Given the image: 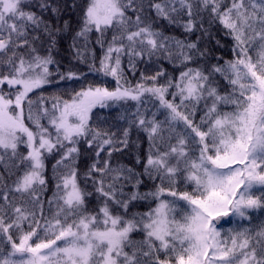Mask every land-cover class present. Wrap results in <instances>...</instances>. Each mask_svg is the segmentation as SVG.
Segmentation results:
<instances>
[{"label":"snow or ice","instance_id":"snow-or-ice-1","mask_svg":"<svg viewBox=\"0 0 264 264\" xmlns=\"http://www.w3.org/2000/svg\"><path fill=\"white\" fill-rule=\"evenodd\" d=\"M255 214L264 0H0V264H264Z\"/></svg>","mask_w":264,"mask_h":264},{"label":"trees","instance_id":"trees-1","mask_svg":"<svg viewBox=\"0 0 264 264\" xmlns=\"http://www.w3.org/2000/svg\"><path fill=\"white\" fill-rule=\"evenodd\" d=\"M69 43H70V41L64 42L63 48L57 57V59L60 61L61 66H62L61 70L66 71L68 68L71 67V68H73V70H80V71H83L85 73H88V66L86 64L79 63L75 59H73L72 54L69 50ZM97 54L99 55V49H97ZM217 54L223 55L225 59H230L231 58L230 47H226L224 49H221L220 52H218ZM124 67L126 69L127 78L130 81H132V83L134 84L139 79V72H137V74L135 76L132 75L130 72H127L126 58H125ZM144 67L145 66L143 64L139 65L140 71H143ZM167 71L169 74H172L173 70H172L171 65H167ZM88 80L90 82H99V81L103 80L106 82V85L109 88L115 87V81L111 77H102L98 74L89 73L88 74ZM76 87H79V85H76ZM51 91H52V89H49V92H51ZM60 91H61V93H63L64 89H61ZM67 91L71 92V88L69 87L67 89ZM46 94H48V93H46ZM97 111H100L105 116H107L109 113V110H97ZM120 111L121 110L119 108L111 109L110 110L111 117L112 118L117 117L119 115ZM161 118H163V117H161ZM129 159H130V157H128V156L123 157L124 162H128ZM179 190H184L183 186H181V188ZM169 199H171V198L169 197ZM225 219H228V218H225ZM261 221H264V216H260L259 214H255L254 219L252 221V226L259 224ZM240 223H243L244 226H246V227L249 226V223L247 221L241 222L237 219V220H234V222L232 224H225V229H227L229 227H235L237 224H240Z\"/></svg>","mask_w":264,"mask_h":264}]
</instances>
